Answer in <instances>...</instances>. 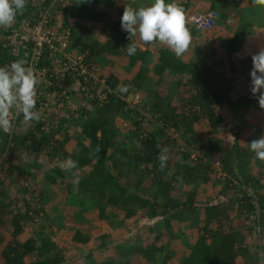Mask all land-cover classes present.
<instances>
[{"label": "trees", "instance_id": "16d2710c", "mask_svg": "<svg viewBox=\"0 0 264 264\" xmlns=\"http://www.w3.org/2000/svg\"><path fill=\"white\" fill-rule=\"evenodd\" d=\"M31 2L28 0L27 7L17 14L7 32L0 27V67L28 59L26 49L12 52L10 28H14L18 20L29 15L34 17ZM72 4L70 8L61 7L65 19L57 25L59 31L68 30L72 50L87 51V59L121 56L127 59L129 67L137 61L140 65L131 79H125L126 83L107 75L104 80L111 92L106 93L102 104L92 100L91 110L81 109L79 99L70 90L66 92L71 98L67 111L66 99L57 96L60 89L41 82L40 99L43 94L54 97L53 103L47 102L44 108L36 103L40 119L25 121L18 113L9 132L0 130V170L5 168L8 177L16 174L21 179L32 176L34 180L35 174L39 171L41 174V179L33 182L39 185L37 190L23 186L12 200L0 188V264H64L65 252L70 246H58L52 232V217L58 211L60 199L53 201L50 213L44 211L52 195L62 190L65 196L61 201L66 209L75 208L85 214L88 228L95 220L107 229L89 239L74 226L68 228L72 242L95 247L94 251L85 248L82 264H264V238L252 245V251L248 242L255 239V235L250 240L246 238L251 232L258 238L264 237V162L255 159L249 148L239 145L236 135L251 103L258 111H264L258 101L250 92L238 93L231 101L229 81L221 84L220 75L206 62L198 58L184 62L169 49H163L156 58V77L176 75L179 81L186 76L194 93H189L175 108L169 100H162L152 92L156 100L149 105L145 101L142 110L154 116L160 127L155 131L136 127L129 130L122 141L115 121L132 124L138 118L139 113L124 99L145 79L148 68L141 62L147 53L137 49L135 55L128 56L123 50L130 40L122 34V13L114 11L116 20L110 18L107 10L113 5L110 0H72ZM214 5L211 2L202 12L215 11ZM67 10L76 12L68 15ZM215 12V26L197 34H211L215 28H225L219 27V18L224 17ZM71 18L90 22V27L99 26V34L108 31L105 40H96L91 28L68 25ZM241 32L242 29H238L227 39L224 48L228 55L237 50ZM82 34L83 40H80ZM241 65L245 67V63ZM232 70L237 72L239 68L232 67ZM99 77L102 78L101 73ZM117 85H127L129 91L120 94L116 91ZM90 89L92 93L97 92L96 86ZM222 104H230L240 121L239 127H235L234 142L222 150L212 143L201 151L205 159L215 150L219 152L215 163L218 170L200 165V159L189 160V150L170 148L167 167L161 171L157 159L161 147L175 144V139L166 131L172 130L184 140L188 138L192 149L199 150L194 126L204 119L211 130H216L221 123L216 110ZM98 146L100 151L96 152ZM68 158L78 161L75 177L61 170V161ZM16 161L22 165L18 166ZM206 184L217 198L208 196L200 203L197 195L201 185ZM220 197L225 201L217 200ZM155 219L158 223L153 227L151 223ZM146 225H151L148 227L150 243L130 238L128 229L132 227L133 234H138Z\"/></svg>", "mask_w": 264, "mask_h": 264}, {"label": "rangeland", "instance_id": "374dc122", "mask_svg": "<svg viewBox=\"0 0 264 264\" xmlns=\"http://www.w3.org/2000/svg\"><path fill=\"white\" fill-rule=\"evenodd\" d=\"M207 1L210 2V0H207ZM233 1H235L238 4L239 3L241 4L243 2V0H233ZM248 1H250V2L247 5H245L244 7H241L242 5L240 6L241 13H240V15H238L237 19L234 18L235 21L241 20V23L239 26H242V27L244 26V29H243L244 33H249L252 28H257V26L252 27L249 24V22L255 21L256 23H258V21L256 20L259 16L258 10L261 7H264V6H259V5L253 7L252 6V0H248ZM191 2L193 4H195L197 2V0H191ZM199 2H200V0H199ZM135 5H138V4L136 3ZM110 15L112 17L113 16L116 17V15H114V14H110ZM242 20H244V22H247V23L244 25V22H242ZM88 28H90V26H88ZM107 32L108 31H104V33L99 34V28L96 25L91 27V33L96 40H100V41L105 40L106 34H108ZM152 46H153L152 44L147 45V46L143 45L142 43L140 44V47L138 49L141 51L142 48L144 47L147 51V54L145 56V60H147V59L151 60L153 58V56H152L153 50L151 52L148 49V47H152ZM193 47H195V45ZM152 48H154V47H152ZM154 49L157 50V48H154ZM194 52H196V50ZM156 58H157V56H155L154 61H153L154 66L153 65L150 66L148 64V66H150V67L148 69V72H146V74H145V79L143 80L142 83H140V87L137 90L134 89V90L129 92V93L138 92L139 97H140V101H141L138 105L133 106L134 109L137 111V113H139L137 116L138 118H136L135 123L129 124V123L124 122V121L119 120V119H117L115 121V127L117 129V132L119 133V136L121 138H123L122 141H125V139L127 137V132L129 130H134L136 127H138L137 128L138 130L141 128V129H146L147 131H150V130L155 131L157 128L160 127L159 122L155 120L154 116H151L148 112H145L142 110V105L145 103V101H146V105H149V103L151 104L154 100H156V99H154L153 95H151L152 92H155L156 96L162 100H169L170 105L175 107V108L178 107L181 100L185 99L187 97V95H189V93H194L192 87L187 82V78L184 76H182V78L179 81H178V78H176V80H173L171 78H167L168 76L165 74L160 79L158 77H156V75L154 73V68H153V67H155V64L157 63ZM141 63L143 65V63H145V61L144 62L142 61ZM97 65L100 67L101 72L104 71V68L101 64L97 63ZM111 69H113V67H111ZM116 70H119V69H116ZM106 71H107V69H106ZM108 75L112 76L111 74H108ZM119 78L122 79V76H120ZM123 81L126 83L125 80H123ZM238 93L242 94L243 92L242 93L236 92V94H234L232 91V93H230L229 97H230L231 101H234V99H236V96H238L237 95ZM76 98H77V96H76ZM125 99L127 102L129 101L128 100L129 97H126ZM80 105H79V107L81 109L91 110V105L88 102H84V100L80 101ZM254 105H255L254 103H251L248 106V108L246 110L245 119L243 121L244 122L243 126H241L239 128L238 133L236 134V135H238L237 143L239 145H241L242 147L247 148V149L249 148L248 144L252 140L259 139L261 135H264V129L262 127V125L264 126V121H262L260 118H258V116L254 117V113H256V115H258L257 114L258 111L255 110ZM128 106H130V108L132 107L130 104ZM74 108L76 109L77 107L74 105ZM232 109L233 108L230 104L229 105L222 104V105H220L219 108H217L216 111H218L220 116H221V123L216 128V130H211L208 123L204 119H202L200 122L195 124V126H194L195 127V138L197 139L196 141L199 143V150L192 149L191 143L189 142L188 138L186 140L181 139L180 136L173 133L172 130H167L166 133L168 132L167 134H170L169 136H171V137H173V139H175V144L171 145V147L170 146H168V147L162 146L161 150L164 148H167V149H170V148L181 149L182 148L185 150H189L190 151L189 160H194L195 158L200 159L201 160L200 165H208L210 167L209 169H214V171L218 170L215 163L217 161L216 157L219 155V152L217 150H215L210 155V157L205 159V158H203L201 151L206 150L208 148V145H211L212 143L215 146L220 147V149L222 150L228 144L234 142L233 139L235 138L234 137L235 134H233V130L236 129L235 127H239L240 119H238L239 116L237 114H235V115L233 114ZM249 112L252 113V115H249ZM248 115H249V117H248ZM140 116H141V118H140ZM71 140H73V139H71ZM70 145H71V141L68 142L67 147ZM170 153L171 152L169 150V152H168L169 157H170ZM15 156L18 157L17 154H15ZM17 163L20 164V162H17ZM18 166H20V165H18ZM6 176L7 175L5 174V168H3L2 170H0V188H1V190L6 191L8 193V197L10 200L13 199L14 194L20 193V191L22 190L21 188L23 186L25 188H28V189L35 188L37 190L39 188V185L33 184V182H34V180L41 179L40 171L37 174H35L34 180H32L33 179L32 176L25 177L22 179L20 177H18L16 174L11 175V177L7 176V178H6ZM210 190H212V188ZM64 196H65L64 190H62L61 192H59L56 195H52V197H51L52 201L50 200L45 205L44 211L50 213L51 209H53V201L57 202L58 199H60L59 200V202H60L61 200H63ZM215 198H217V196ZM217 200L222 201V202L225 201L223 197H220ZM60 205H61V207H60L61 210L65 211L64 221H63V225H62L64 227H63V229H61V231L58 229H57L58 231L57 230L54 231V228H55L54 227L52 229V232L55 233V235L57 237L55 239L58 240V243H57L58 246L65 247V245L66 246L71 245L69 243L70 234L67 233L68 228L70 226L71 227L72 226H75V227L78 226V229L83 231L82 230L83 226L79 225L80 223H76V220H75L76 218L73 216V212L69 211V209H66L65 207H63L62 201L60 202ZM18 206H20V204ZM20 208H21V206H20ZM57 210H58V206H57ZM233 214L234 213H232V216H233ZM71 215L73 218H71ZM156 223H158V219L153 220L151 225H153V227H155ZM103 225L104 224H101V222L96 223V224L93 223V224H90L89 229L94 230V232L97 233V231H100L101 229L106 228L105 225L104 226ZM151 225H149V226H151ZM53 226H54V224L52 225V227ZM149 226L148 225L144 226V228H142L141 230L138 231V234H136V233L133 234L134 232H132L133 230H131L132 229V227H131L130 230L128 229V235L130 236V238H134L135 242L140 241L142 243L148 244L151 241L150 232L148 231ZM156 226H158V225H156ZM105 230H107V229H105ZM131 235L134 237H131ZM254 235H255V239H252V237L254 238ZM129 236H127V239L129 238ZM262 236L260 238H258L254 232H251L250 234L246 235V238L250 237L249 240L252 239V241L250 240L248 242L249 245H251V247H249V249L251 251L253 249V246H252L253 244H255L258 241L262 242V240L264 238ZM21 238H24V234L21 235ZM183 246L184 245L182 244L179 247L182 248ZM70 250H71V254H73L74 256L75 255L77 256L76 260L77 259L81 260L83 257V254L85 253L84 251H86L84 248H76L75 246H72V248ZM113 250H114V248H113ZM66 252H68V254L66 256V262L64 264H68V262L70 260V252L69 251H66ZM177 254L180 255L181 250L179 252H177Z\"/></svg>", "mask_w": 264, "mask_h": 264}, {"label": "clouds", "instance_id": "9594fccd", "mask_svg": "<svg viewBox=\"0 0 264 264\" xmlns=\"http://www.w3.org/2000/svg\"><path fill=\"white\" fill-rule=\"evenodd\" d=\"M27 2L28 0H0V27L6 29L12 25L17 14L23 12L27 7ZM33 2L34 0H32L31 4ZM63 2L64 0H61L59 3ZM87 2H91V0H87ZM258 5L264 6V0H252L253 7ZM194 11L186 12L192 13ZM52 20L51 6L50 27L57 29ZM89 24L90 22L87 25ZM120 27L122 31L128 34V39L130 40V43L123 49L128 56L135 55L138 49V44L133 39L134 37L138 38L139 42L145 46L158 41L170 49L178 59L187 52L192 40L190 28L186 26L185 9L176 3L166 4L165 0H154L151 5L141 6L138 9L125 5L120 20ZM193 31L196 32L195 30ZM69 44L68 50L72 52ZM84 51L78 50L79 53ZM73 53L77 52L74 51ZM90 60L93 61L92 59ZM251 60L249 91L252 97L258 101L259 108L264 110V47H259L258 51L251 56ZM25 65L26 61L17 60L10 65L0 67V130L5 133L12 127L10 115L13 108L23 115L25 121L31 122L40 119L38 111L35 110L37 77L34 70ZM116 91L120 94L127 93L129 86L117 85ZM74 94L77 96L75 92ZM52 97L48 96V99H50L49 104L53 103ZM77 98L80 103L81 97L77 96ZM70 101L71 98L68 101L66 100L65 103L67 111H69V108L66 105L68 104L70 107ZM84 102H88L92 106L91 101ZM248 147L254 153L255 159L264 162V135H261L259 139L252 140ZM99 151L100 148L98 146L96 152ZM168 152L169 149L164 148L158 154L157 159L161 171L167 167ZM60 166L62 171L70 173L72 177L76 176V171L79 168L78 161L71 158L62 160ZM76 184H78V180L74 182V190Z\"/></svg>", "mask_w": 264, "mask_h": 264}, {"label": "crops", "instance_id": "0c3cea01", "mask_svg": "<svg viewBox=\"0 0 264 264\" xmlns=\"http://www.w3.org/2000/svg\"><path fill=\"white\" fill-rule=\"evenodd\" d=\"M110 1L113 5L111 6V8L109 7V9H107V10L110 11V14L113 13L114 15H116L114 13V11L115 12L119 11L120 13L123 14L125 5H128L134 9H138L140 6H148V5H151L152 3H154V0H144V1L143 0H140V1L139 0H110ZM211 2L213 4H215L213 9L215 11H217L219 14L221 13L222 16L224 17L223 19L219 18L220 23L222 21L228 20L230 22V24L228 26H225V28H223L222 30H220L219 28L213 29L210 32L211 34H208V33L197 34L196 32H193V31H191V29H189L190 34L192 36L191 44H190L187 52L179 59L181 61H184V62L185 61L193 62L195 60V58L202 59L203 62H206L208 64V66H210V68H212L215 72H217L220 75L221 84H224V85L228 84L227 80L229 81V86L232 88L231 93H232V91L234 94H236V92H243V93L250 92L249 91V85H250V78L249 77H250V71L252 68L251 56L258 51L259 47H264V7H261L258 10L259 16L256 19L258 21V23H256L255 21L249 22V24L252 27L257 26V28H252L249 33H244V31H243L244 26L243 27L239 26L241 23V20L235 21L234 18L237 19L238 15H240V13H241L240 6L242 5L241 7H244L245 5H247L250 2L248 0H243V2L241 4L240 3L238 4L233 0L232 1L231 0H210V2L207 0H200V2H199V0H197V2L195 4H193L191 2V0H170L169 1V3H176L178 6L183 7L187 12L192 11V10L205 11L204 9H207L208 5ZM136 3L138 5H135ZM183 4H185V5H183ZM64 5H66V7H68V8L74 6L72 4V0H64L63 3H59L56 1L52 5V15H53L52 21H53V24L55 27H57L58 24L64 23L65 14H64L63 10H60L61 7ZM74 12H76V11L75 10H67L68 15H70V13H74ZM110 18L112 20H116V17H114V16L112 17L110 15ZM74 21H76V22H74ZM242 22H244V20H242ZM72 23L77 24V25L81 24L85 27L88 26L87 25L88 22H86L84 20L81 21V20H75V19L71 18L67 21L68 25L69 24L71 25ZM246 23L247 22H244V25ZM98 28H99V26H98ZM238 29H242V32L240 34L241 40L237 46V50L233 51L232 53H230V55H228L225 52L224 46L226 45L227 39L231 38L232 34ZM122 34H125L127 36V39H128V34L126 32L122 31ZM133 39L137 41L138 48H139L141 42H139L138 38H136V37H134ZM80 40H83V34H82V38ZM98 41H100V40H98ZM152 45H153L152 47L157 48V50H155L152 47H148V49L151 52L153 50V52H152L153 58L151 60H149V59L143 60V62L145 61V63H143V66L147 67L148 69L150 66L153 65L154 58H155V56H158V52L160 50H163V49H168L166 46L160 44L158 41L153 43ZM194 45H195V47H193ZM71 47H73V46H71ZM75 50L78 51V49H75ZM195 50H196V52H194ZM142 51H146V49L143 47ZM72 52H74V50H72ZM146 53H147V51H146ZM92 60H94V63H99L103 66L104 71L101 72V70H100V73H101L103 78L106 77L108 74H111L112 77L117 78L119 81L125 80L126 78L131 79L133 77V75L136 73V71L138 70L139 65H140V62L137 61L135 63V65H133L132 67H129L127 64V59L125 57L112 56V55L111 56H105V57L103 55L102 60H101V58H95ZM230 63H231V65H230ZM242 63H245V67H242V65H241ZM148 64L150 66H148ZM111 67H113V69H111ZM232 67L239 68V71L234 72L232 70ZM106 69H107V71H106ZM116 69H119V70H116ZM120 76H122V79L119 78ZM184 77H186V76H184ZM167 78H171L173 80H176L177 77L175 75L174 76L172 75V76H168ZM134 93H138V92H132V93H129V95H132ZM255 110H257V109L255 108ZM257 114L258 115H256V113H254V117L258 116V118H260L262 121H264V111L263 112L258 111ZM249 115H252V113L249 112ZM249 115H248V117H249ZM262 127L264 129L263 125H262ZM18 165H22L21 162ZM210 189H211V187H209L208 184L201 185V187L199 189V193L197 195V199L200 200L199 201L200 203H202L208 196L215 198V191L213 189L212 190H210ZM57 206H58V211H56V213L54 214L55 216L52 217V219H53L52 221L54 224L53 228L55 227L54 231L57 229L61 231V229H63V227H64L62 225H63V221H64L65 211L61 210L60 202L58 203ZM69 211L73 212V216L76 218L75 219L76 223H80L79 225L83 226V229H82L83 231L78 229V226L77 227L74 226V228L79 233H81L82 235H87L89 237V239H91L92 236H94L95 232H94V230L89 229L88 226L85 224V222H84V215L85 214H81L75 208H70ZM71 218H73L72 215H71ZM90 223L96 224L99 222L92 220ZM105 232H107V230L101 229L100 231H97L96 234H101V233H105ZM67 233L70 234L68 232V230H67ZM69 240H70L69 243H71V245H70L71 247L68 250H66V251L70 252V260H69L68 264H82V262H83L82 259L76 260L77 256L76 255L74 256L73 254H71L70 249L72 248V246H75L76 248H84V249L88 248V250H91V251L95 250V247L92 245H89V244L82 245L80 243L72 242L71 241V235L69 237ZM113 248H115V246ZM113 248L111 250L110 249L109 250L112 251ZM84 252H86V251H84ZM67 254H68V252H65V262H66ZM112 255L115 257L114 251H113Z\"/></svg>", "mask_w": 264, "mask_h": 264}, {"label": "built area", "instance_id": "2783aa9c", "mask_svg": "<svg viewBox=\"0 0 264 264\" xmlns=\"http://www.w3.org/2000/svg\"><path fill=\"white\" fill-rule=\"evenodd\" d=\"M56 1L60 2L61 0L34 1L31 4L34 9V17L29 15L25 19L18 20L17 25L10 28L12 52L26 49L28 59L25 66L31 67L37 77L36 103L40 108H44L47 102L50 101L48 99L49 94H43L41 99L39 97V84L41 82L51 83L60 89L57 96L59 98L64 97L67 101L70 100V97L66 96V92L73 90L78 97H81L82 101L95 99L98 104H102L106 99V93L111 91L106 86L104 78L99 77V66L87 59V51L73 53L68 50V30L62 32L50 27L51 6ZM185 18L188 28L196 32L207 31L215 26L217 13L215 11L187 13L185 10ZM229 24L230 22L225 20L219 24V27L223 28ZM4 31L7 32L8 28H4ZM28 45L30 46L28 47ZM93 86L97 87L95 93H92L90 89ZM52 96L54 97V95ZM128 97V102L124 99L128 105L130 104L133 107L140 103L138 94H132ZM66 107L70 108L68 104ZM18 113L13 108L10 115L12 126ZM236 131L234 129L233 134ZM249 238L247 237L248 240Z\"/></svg>", "mask_w": 264, "mask_h": 264}]
</instances>
